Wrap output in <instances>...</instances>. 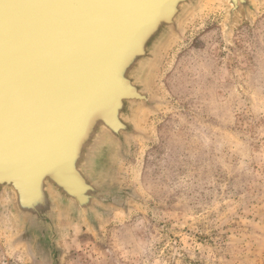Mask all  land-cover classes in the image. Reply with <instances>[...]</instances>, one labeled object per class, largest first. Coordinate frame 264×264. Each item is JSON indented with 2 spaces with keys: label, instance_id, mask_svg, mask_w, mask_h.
Wrapping results in <instances>:
<instances>
[{
  "label": "water",
  "instance_id": "obj_1",
  "mask_svg": "<svg viewBox=\"0 0 264 264\" xmlns=\"http://www.w3.org/2000/svg\"><path fill=\"white\" fill-rule=\"evenodd\" d=\"M214 6L227 42L264 0H0V231L11 250L61 264L64 224L97 232L149 205L120 168L169 105L157 80L172 47Z\"/></svg>",
  "mask_w": 264,
  "mask_h": 264
},
{
  "label": "rangeland",
  "instance_id": "obj_2",
  "mask_svg": "<svg viewBox=\"0 0 264 264\" xmlns=\"http://www.w3.org/2000/svg\"><path fill=\"white\" fill-rule=\"evenodd\" d=\"M212 7L175 44L150 116L119 177L149 205L101 223L62 226L61 264H264V6L224 38ZM0 264H34L8 247Z\"/></svg>",
  "mask_w": 264,
  "mask_h": 264
},
{
  "label": "bare ground",
  "instance_id": "obj_3",
  "mask_svg": "<svg viewBox=\"0 0 264 264\" xmlns=\"http://www.w3.org/2000/svg\"><path fill=\"white\" fill-rule=\"evenodd\" d=\"M177 19H178V22L180 23V21H181V17H179V16H177L176 17ZM226 21V20H225ZM233 26H231V28H232ZM141 126H142V124H140V128H141Z\"/></svg>",
  "mask_w": 264,
  "mask_h": 264
}]
</instances>
